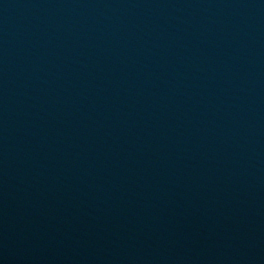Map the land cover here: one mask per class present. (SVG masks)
<instances>
[{
	"label": "water",
	"instance_id": "95a60500",
	"mask_svg": "<svg viewBox=\"0 0 264 264\" xmlns=\"http://www.w3.org/2000/svg\"><path fill=\"white\" fill-rule=\"evenodd\" d=\"M0 264H264V0H0Z\"/></svg>",
	"mask_w": 264,
	"mask_h": 264
}]
</instances>
